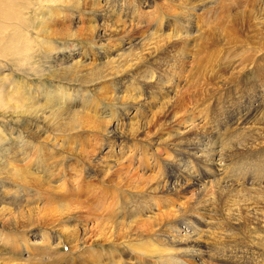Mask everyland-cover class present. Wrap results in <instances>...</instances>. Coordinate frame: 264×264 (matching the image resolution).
<instances>
[{"label": "bare ground", "instance_id": "bare-ground-1", "mask_svg": "<svg viewBox=\"0 0 264 264\" xmlns=\"http://www.w3.org/2000/svg\"><path fill=\"white\" fill-rule=\"evenodd\" d=\"M42 1L59 5L58 0ZM65 1H70L66 5L80 7L84 0ZM236 1L240 0H221L220 3L207 0V7L215 12L219 5L221 10L228 9L237 5ZM256 1L252 3V0L250 4H264V0ZM200 2L203 0H104V9L96 7L98 11L89 29L94 30L96 42H103L107 46L97 55L98 63L93 71L96 77L92 81H85V84L88 83L85 86L86 96L82 95L83 86L72 87L68 83L58 82L46 89L40 85L41 90L37 92L40 98L35 102H42L40 107L48 112L42 116H33L31 105L22 110L16 102L9 104V98L0 99V103L7 104V110L0 111V116L6 117L8 132L14 136L13 142L2 150L4 156H0V165L9 160L14 164L26 165L27 170L24 179H20L21 183L15 181L21 174L19 168L11 173L14 180H0V203L3 204V207L0 205V242L3 250L10 240L13 242L9 243L14 246L18 236L31 232L30 236H36L40 244H53L54 254H58L62 243L68 246L70 253L79 254L83 246V251L86 249L87 252H93L90 258L81 254L76 256L85 261L74 257L66 259L59 253L49 264L62 261L68 264H264V210L257 207L259 201L264 208V191L258 200H252L251 195L243 194L244 188L236 186L233 181L227 182L217 177L218 167H223L220 162H227L260 146L246 141L251 135L257 134L256 127L250 123L251 119L264 109V72L257 70L259 79L249 75L256 79L257 85L254 80H247L248 76L241 77L244 85L242 89V85H238L242 82L236 81L235 76L223 78L220 98L226 96L227 121L221 129L231 127L235 134L231 136L232 139L220 141L217 137L220 131V124L216 121L218 113L210 105L213 94L210 90L214 86L207 90L192 91L188 85L196 86L197 81L185 80L184 84L180 81V76L184 72L188 73L186 68L191 59L188 49L190 42L195 37H202L200 33H204L196 29L199 26L196 10ZM160 8L172 17L165 26ZM186 8L189 10L186 11ZM39 14L48 17L65 14L73 16L70 12L54 8L45 11L40 9ZM115 16L125 19V25L118 32H130L143 23L149 24L150 18L155 23L149 26L151 31L146 36L134 37L138 38L137 41L131 36L123 40V44L122 41L118 43L117 49L123 48L124 52H116L117 61L113 62L109 55L116 49L112 50L113 46L108 44L113 42L110 38L114 31L109 30L105 22ZM96 21L103 22L97 25ZM167 27L178 29L166 31ZM36 32L42 39H47L40 31ZM13 34L17 32L10 35ZM9 36L7 39H10ZM70 37L72 34H68ZM217 38L223 40V36L218 35ZM208 39L203 41L201 48ZM134 40L137 49L130 48ZM225 42L228 43V40ZM0 49H3V44ZM206 49L207 45L203 51ZM197 51L200 54L203 52L201 49ZM211 54L208 56L211 57ZM213 55L216 59V53ZM70 66L64 69H72ZM74 67L78 70L77 66ZM102 80H110L115 84L111 94H94L95 89L99 88L96 87L98 81ZM228 86L231 88L226 90ZM242 90L248 91L247 106L240 104L241 96L236 97ZM233 92L234 97L231 96ZM93 108H96L95 112L91 110ZM90 113L95 115L98 124L85 122ZM61 115H66V118ZM104 116L110 118H105L108 120L105 121V129L101 126L103 119H100ZM20 118H26L27 126L21 125ZM55 118L62 120V132H79L77 130L82 126L98 127V130H93L97 133L110 131L109 139L100 137L101 142L107 144L106 148L99 149L101 154L88 157L80 149L76 153H65L59 147L60 153H63L59 162L46 159L49 153L57 154V144L45 142L52 149L46 155L47 150L39 144L42 140L37 133L47 132L55 140L57 137L50 129ZM168 123L171 130L162 133ZM212 123L216 132L210 129L209 124ZM5 155L9 158L6 159ZM70 156L78 160V168L72 169L71 173L68 172L69 165L64 167L61 163L66 162ZM256 160L255 169L262 165ZM198 166L201 167L200 171ZM145 172L152 175L144 176ZM83 177L94 180L85 182L90 190L85 194V201H80L86 211H73L70 216L60 218L70 211L63 205L68 188L76 187ZM31 180L43 182L52 191L51 196L40 195L30 199L33 201H27L24 186ZM261 184L251 188L262 189L264 185ZM44 198L54 203L53 209H45L43 213L53 219L50 222L39 217L29 224L19 223L22 213L15 211L19 207L12 208L9 205L30 204ZM248 200L252 203L250 208L246 203ZM211 207L213 210L210 212ZM124 209L128 211L126 215L131 214L136 219L140 218V221L133 220V224L127 225L128 222L95 220L105 212H109L115 219L125 217ZM24 213L35 214L28 207ZM53 222L56 224L48 225ZM92 229L95 238L91 236ZM222 244L229 248L218 250ZM16 247L15 254L19 253ZM0 259L3 264H44V259H35L36 262L12 256Z\"/></svg>", "mask_w": 264, "mask_h": 264}, {"label": "rangeland", "instance_id": "rangeland-1", "mask_svg": "<svg viewBox=\"0 0 264 264\" xmlns=\"http://www.w3.org/2000/svg\"><path fill=\"white\" fill-rule=\"evenodd\" d=\"M216 1L219 3L221 2V0H216ZM251 1L252 0L236 1L238 2L237 5L222 10L220 9L221 7L219 5V8L217 7L216 8L217 11L215 12L210 10L209 7H207V5H209V3H207V0H203V2L199 3V8L196 10L197 17L199 19L198 20L199 26L196 29H199V31L200 30L204 31V33H200L203 39L201 36L195 37V40L194 41L192 40L190 42L188 49H189V54L191 55V59H189L190 62L187 67L190 70H187L186 68V72L188 71V73L186 74L184 72V74L180 76V81H183L182 84H184L185 80L198 82L196 86L188 85L190 88H192V91H195L196 89L207 90L214 86L210 90V92H213L211 96L210 105H212V107L215 108V110L218 113L216 117L217 119L216 121L220 124V126L218 127L220 131L219 133H217L218 134L217 137H219V140L222 142L232 139L231 136L235 134L234 129H232L231 127L226 128L224 130L221 129V127L227 121V116H226L227 107L225 106L226 96L220 98L223 92L222 90H220V87L223 86L222 83L223 78L225 77L229 78L231 75L235 76L236 81L242 82L238 84L240 86L243 84L241 77L248 76L247 80L249 79V81H253L254 78H252V76L259 79V72L257 73L258 69L259 71L264 72V4L252 5L250 4ZM254 1L257 2L256 0H253L252 3H255ZM67 2L70 1L58 0L57 3L59 4L58 7L56 6L55 3L44 2L42 0H32L33 7L30 10L27 23L23 26L22 29H20L19 31H15L17 32V34L10 35L9 36L10 39H7L6 37L3 43V49H0V99L9 98L10 100L9 104L11 103L15 104L16 102V104H18L22 110H26L27 107L31 105L33 116H42L48 114L46 110L40 107V104H42V102L40 101L37 103L35 102L38 98L37 92L41 90L40 85L42 86V88H46V89H48L49 86L57 84L58 82L68 83L72 87L83 86L81 87V90L83 91L82 95L86 96L87 92H85V90L87 89V87L85 86H87L88 83L85 84V81L87 80L88 82L92 81V79L96 77L93 71H95V68L97 67L96 65L98 63L97 55L99 51H103L104 49H106L107 46L104 45L103 42L100 41L96 42L95 40L96 38H94L95 36L94 30L89 29L90 26H92V20L95 13L98 11V9H104V5H103L104 0H84L83 4H81L80 7L72 6V4L66 5ZM63 3L65 5H60ZM93 3H96L97 5L94 6ZM202 5H206V7L204 8L202 7ZM96 7L98 9H96ZM48 8H54L56 10L60 9L61 11L65 10V13L70 12L72 13L73 16H69L68 14H65V16L59 15V17L58 16L54 17L56 15L55 13V15H51L50 17H48V16H41L39 14L40 9H44L45 11ZM154 8L156 7H153V9ZM173 9L174 8H172V10ZM160 10H161L160 15L163 18V25L165 26L166 23L172 19V17L166 12H164L163 9L160 8ZM185 10L187 11L189 9L186 8ZM73 17H75L76 19L73 20L72 19ZM137 21H139V19H137ZM102 22L103 21H96V24L99 25ZM105 23L109 25V30L114 31V33H112V35L113 34L114 35L110 38L113 39V42H110L108 45L113 46L112 50L116 49L114 52H112L109 55V58H112V61L115 62L117 61L116 52L117 53L121 51L124 52L123 48L117 49L119 48L118 43L122 41L123 44V40H127V38L131 36H133V38L136 36H141V38L146 36L151 31L149 30V26L154 24L155 21L153 18H150L149 24L143 23L140 27H135L130 32H123V31L118 32V29L121 28L123 25H125V19L119 16H115L113 19H111V21L108 20V22L106 21ZM100 29L101 28H99V30ZM177 29L178 27L165 28L166 31L168 30L176 31ZM37 30L40 31L41 33L42 30H45L44 33L42 34L45 35L47 39H42V37L39 36L38 33L36 32ZM68 34H72V37L68 38ZM218 35L220 37L223 36V40L221 39L219 41V39L217 38ZM224 36L226 38H224ZM206 38H209L208 39L209 43H212L213 45L209 44L207 40L206 41L207 43L203 44V46L207 45V49L205 50L206 51L205 52L203 51V48L205 46L203 48L201 47H202V43L205 42ZM134 39L136 41L138 40V38H134ZM135 40L132 42V45L130 46L131 49L134 48L137 49L138 47V45L135 43ZM227 40L228 43L225 42ZM199 45L201 46L199 47ZM25 47L29 49L30 55L27 56L21 55ZM211 48L217 49V51L214 52ZM196 49L197 50L201 49V52L203 51L204 54H202L203 52L200 54L199 51H197L198 53L197 54ZM210 51H212V54ZM207 53L211 54L212 56L211 57L208 56L209 54ZM215 53H216L215 55L216 59L213 58L214 57L213 54ZM196 54L197 57H199L200 59L195 56ZM204 55L205 56L207 55L209 58L205 57ZM203 56L204 59L201 60ZM74 65L77 66L78 70L80 71L75 69ZM66 66H70L73 68L70 70L64 69V67ZM249 75L252 76L249 77ZM202 82H205V84H202ZM253 82L254 84L256 83L255 85H257L256 79ZM101 84L103 86H101ZM231 84H229V86ZM114 85L115 84L111 83L110 80L98 81L96 87L99 88L95 89L94 94L96 95L111 94L112 93L111 89L115 90ZM15 86H18V88L16 89ZM229 86L225 89L226 90L230 89L231 87ZM240 87L242 89L244 85ZM34 94L36 97L34 96ZM38 96L40 98V95ZM231 96L233 97L235 96L234 92L231 93ZM237 96H241L240 100L242 101H239L241 102L240 103L241 105L247 103V99H248L247 90L245 91L242 90L238 92L236 97ZM23 104L26 105L24 106ZM6 106L7 104L0 103V111L7 110ZM234 108H236V106H234ZM95 109L96 108H93L91 110L95 112ZM89 116L90 117L86 118L85 120L86 123L98 124L95 119V115L92 116V114L90 113ZM61 117L66 118V115H61ZM105 118L110 119L108 116H104L103 118H100L103 119L101 123L103 129L106 128L104 126L105 121H108ZM19 120L21 122V125L27 126L25 122L26 118H20ZM61 122L62 120L60 118L57 119L55 118L54 123L50 128L53 134L55 135V137H57L55 140H53L54 136H52L47 132L37 133L40 136V139L42 140L39 144L42 145L43 149L47 150V152H45L46 155L48 154V152L52 151L49 144L47 143L49 142V143L57 144L56 147L57 154L49 153L48 155L50 156H45L46 159L50 158L59 162L60 159L63 157L62 156L63 153L61 154L60 150L61 152L63 150L65 153H67V151H69L70 153H76L78 149H80L83 155L88 157H94L98 153L101 154L99 150L100 148L103 147L106 148L107 144L103 143L104 141L101 142L102 140H100V137L109 139L108 135L110 131L104 130V132L102 133H97L93 130H98V127L90 128V127L82 126L80 130H77L79 132H72V131L62 132L60 131V127L62 126ZM250 123L256 127L257 134L251 135L246 142L249 141L250 143L260 144V146L256 147V149L252 151L245 152V154L243 153V155L241 154L236 157H233L234 159L231 158L227 162H222V163L220 162V164H222L223 167H221L220 169L218 167L217 177H222L223 180L227 182L233 181L236 186L244 188L243 194L245 193L251 195L252 200H258L260 198L261 193L264 191V188L254 189L255 187H259L260 183H262L261 186L264 185V172L262 171V167L264 168V109L260 110V112L253 119H251ZM209 125H211L210 129L216 132L214 124L212 123ZM8 130H9V123L6 120V117L4 118L0 116V156H4L3 155L4 152L2 151L4 146L11 144L14 140V136L12 134H9ZM162 130H163L162 133L165 131H170L171 130L170 124L168 123L167 125H165V127ZM223 131L224 134H222ZM214 134L216 135V133ZM141 135L143 136L144 133H142ZM75 148L76 150H74ZM5 156L6 159L9 158L7 155ZM253 158L255 160L257 159L256 161H260L262 165L257 166L255 169L254 168L255 160ZM66 160H67L66 162H61V163L64 167L65 165H69L68 166L69 173L72 172V169L78 168L77 159L70 156ZM50 165L51 164H49V167ZM17 168L20 169L21 174L17 179H15V181L21 183L20 179H24L25 177L24 174L27 173L26 165L19 163L14 164L9 160H5V162L0 165V180H3V178L13 179L11 173H13ZM197 168L200 171L201 167L198 166ZM46 169L50 170L51 168L50 169L46 168ZM146 175L148 176L152 174L145 172L144 176ZM231 176L232 177L235 176V177L232 178ZM235 179L236 181H234ZM87 180L94 181L89 177L87 178L83 177L82 180L81 179L79 180V184L76 187L70 186L67 192L64 191L67 193V196L66 199L63 201V205L68 207L70 211L67 212L66 214H63L60 218H64L65 216H70L69 214L73 211L74 212L86 211L80 201L84 202L85 194L89 193L90 189H88L85 184ZM112 184L114 185L115 183ZM50 192L52 191L49 190L46 186H44L43 182H39L35 180H31L30 182H28V185L24 186V193L25 196L27 197V201L40 195H43L44 197H50L51 196ZM246 203L248 204L249 208L252 207V203L250 202V200L246 201ZM53 204L54 203L47 200V198H44L41 201H34L30 204L20 203L14 205L10 203L9 205L12 208L19 207L18 209L15 210L18 211L19 213H22L21 218L19 219V223L29 224L32 221H36L39 217L43 220H46V222L47 221L50 222L51 220H53L50 218V216L43 214L44 212H46L45 209H53ZM0 205L3 207V204L0 203ZM240 205L243 206L242 202H240ZM26 207H28V209H30L31 212H35V214L33 213L31 215H28L24 213ZM257 207L259 209L264 210L262 204H260L259 201H257ZM92 208L93 209L95 208V203L92 205ZM212 210L213 208L211 207L210 212ZM123 212L124 215L128 214L127 209H124ZM6 217L9 219L12 218L11 216L8 215H6ZM207 217L209 219L211 217V213L208 214ZM138 219H136V217L134 216H131V214L126 215L125 217L122 216L121 218L115 219L109 212H105L103 215H100L99 217L95 218L96 221L107 222L108 220V222L109 221H119L122 223L128 222L127 225L133 224L134 221L136 220L140 221V218ZM54 224L56 223L53 222L48 225L51 226ZM91 224L92 223L90 222V225ZM120 225L127 226L122 224ZM94 233L95 231L94 229H92L91 231L92 238H95ZM206 233L208 232L206 231ZM22 234H23L22 237L18 236L16 238L17 240L14 246H12V244L9 243V242H13L10 240L8 242V245L6 244L7 246L4 250H3V244L0 242L1 245L0 258L3 259V257L12 256L14 258L23 259V260L31 259L33 262H36L35 259H44L43 260L44 264H49V262L51 260H54V258L57 257L59 253L63 254L66 259H69L71 257L78 259L76 256L80 254L89 256L90 258L93 253V252H87L86 249L83 251V249L85 248L84 246L79 249V251L81 250L79 254L70 253L68 250V246L62 243L59 246L60 251L56 250L57 252L59 251L58 254H54L52 253L53 244L51 243L49 244L44 243L45 245L40 244L39 243L40 241L39 239H36V236H30L31 232H26V233L24 232ZM25 234L27 235V237H25ZM235 238H238V236L235 235ZM78 243L81 244L82 241L79 240ZM15 247L17 248L16 250L19 252L17 254L14 253ZM219 247L220 249L218 250L220 251H222V249L229 248L228 246H224L223 244L220 245ZM45 255H49V257H45ZM78 260L85 261L82 259H78ZM0 262H2L3 264V260L0 259ZM59 264H68V262L62 261Z\"/></svg>", "mask_w": 264, "mask_h": 264}, {"label": "clouds", "instance_id": "clouds-1", "mask_svg": "<svg viewBox=\"0 0 264 264\" xmlns=\"http://www.w3.org/2000/svg\"><path fill=\"white\" fill-rule=\"evenodd\" d=\"M32 7V0H0V45L11 33L23 28ZM21 55H30L29 49L25 47Z\"/></svg>", "mask_w": 264, "mask_h": 264}]
</instances>
